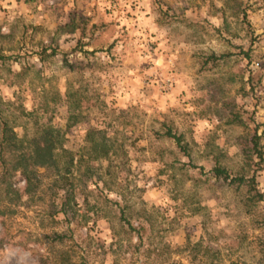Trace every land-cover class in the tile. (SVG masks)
I'll list each match as a JSON object with an SVG mask.
<instances>
[{"label": "rangeland", "instance_id": "obj_1", "mask_svg": "<svg viewBox=\"0 0 264 264\" xmlns=\"http://www.w3.org/2000/svg\"><path fill=\"white\" fill-rule=\"evenodd\" d=\"M3 121L58 146L0 168V264H264V0H0Z\"/></svg>", "mask_w": 264, "mask_h": 264}, {"label": "trees", "instance_id": "obj_2", "mask_svg": "<svg viewBox=\"0 0 264 264\" xmlns=\"http://www.w3.org/2000/svg\"><path fill=\"white\" fill-rule=\"evenodd\" d=\"M69 20L70 21L66 23L64 27H68V31L72 32L78 27V25L73 18L70 17ZM221 57H223V54L219 56L210 54L208 56V58L213 61H216ZM1 58L6 59L9 58V56H3ZM232 117L233 122L236 121L241 125L244 124L237 114H234ZM163 135L172 139L178 149L185 155H189L187 153V145L182 142V136L180 134L172 132L167 128L163 132ZM57 141L56 135L49 129L40 130L38 135L35 134L34 137L25 140L18 136L6 121H3L0 139V168L2 169V172L5 174L8 173V170L19 171L23 175L26 183L25 190H33L36 183L35 180H33L35 169L41 167L57 168ZM250 143L251 146H247V149L244 150L245 158L247 159L244 166H248V169L250 168L249 160L252 159V154H254L259 160L263 159V152L259 147L257 134L252 135ZM189 165L197 167L191 162H189ZM199 168L201 169V167ZM211 172L214 176L222 178L228 185H233L235 188L244 186L248 200L258 201L261 199L262 195L256 187L255 170L250 174L240 173L232 176L224 167L215 164L211 168ZM124 221L130 229H134L127 219H124Z\"/></svg>", "mask_w": 264, "mask_h": 264}]
</instances>
